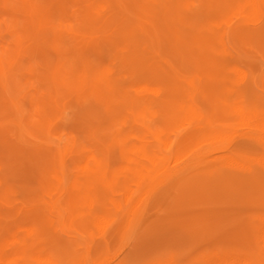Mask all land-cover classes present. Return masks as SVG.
Returning <instances> with one entry per match:
<instances>
[{"label": "bare ground", "instance_id": "6f19581e", "mask_svg": "<svg viewBox=\"0 0 264 264\" xmlns=\"http://www.w3.org/2000/svg\"><path fill=\"white\" fill-rule=\"evenodd\" d=\"M0 25V204L14 214L0 264H264V104L232 100L246 75L238 47L264 25V0H0ZM17 25L23 34L11 35ZM220 25L244 26L229 40L236 57L200 99L197 65L216 51ZM31 79L47 87L42 108ZM177 110L187 144L168 148ZM76 120L84 140L70 132ZM47 147L55 167L32 206L47 232L66 236L55 249L44 229L16 223L18 163ZM157 230L168 239L139 256Z\"/></svg>", "mask_w": 264, "mask_h": 264}, {"label": "rangeland", "instance_id": "374dc122", "mask_svg": "<svg viewBox=\"0 0 264 264\" xmlns=\"http://www.w3.org/2000/svg\"><path fill=\"white\" fill-rule=\"evenodd\" d=\"M2 18V17H1ZM4 27L5 25H0ZM236 26L244 25H220L216 27V40L217 47L215 45L216 51L205 53L197 65L198 69L201 71L202 75V92L199 93V97L204 98L208 95V90L210 86L214 85L217 80L222 78L230 66L235 55V51L232 47V43H229V40H232V31ZM249 27V25H247ZM252 25H250L251 27ZM264 25L258 26V29L253 32L252 30L246 34L245 40H247L244 45H237L241 49L242 55L240 58V65H242L246 71V75L243 80L236 83V92L233 96V101L236 102V105L243 106L244 108H249L254 106L256 103L264 104ZM22 25L12 26L8 28L10 34L16 36L23 34ZM254 27H252L253 29ZM3 29H6L5 27ZM230 34V35H229ZM14 36H11L14 37ZM229 36L231 38H229ZM10 39V38H9ZM9 41V40H8ZM11 43V41H10ZM66 45L68 48H74L70 38L66 37ZM35 80L34 84L36 85L35 91L33 93V103L35 107H44L46 99V90L47 87L39 79ZM193 85L192 91L195 89ZM193 93H188L185 99L188 103L191 100ZM224 116L228 115V112L223 113ZM83 123L80 124L76 120L74 127L70 129L72 135H75L79 140H84L85 133L81 129ZM188 127L185 120H182V114L180 110L171 112L166 118L164 138L168 148L174 147L176 144L180 146H185L187 144V139H182L185 135L180 136V133ZM187 130V129H186ZM182 139V140H181ZM251 145V143H248ZM50 148L47 147L44 149L45 155H41L34 159H25L22 163H18L21 170L16 174L14 184L17 190V198L19 200L23 199L24 208L18 212V219L16 221L17 225L27 226V227H39L44 229L45 240L44 243L48 248H57L58 245H63L67 242V238L60 231H57L56 228L50 229L49 232L46 231V225L44 224L45 220V211L40 207H34L32 204L35 199V189L40 187L45 181L48 180L50 173L55 167L54 159L48 156L50 153ZM16 160V159H15ZM19 161V160H16ZM4 162L0 154V164ZM17 169V168H16ZM18 200V199H17ZM18 202V201H15ZM164 201H162V205ZM158 203V202H157ZM3 204V203H2ZM161 205V204H160ZM9 205H1V208L5 210L0 211V224L4 223V228H0V237H7L9 235L10 227H13V217L14 214H11ZM1 210V209H0ZM156 209H151L149 212L150 219H157ZM188 210H193L192 207L187 208ZM53 230V231H51ZM168 232L163 230H157V232L150 233V235L140 242L138 255L145 256L158 247V245L168 239ZM222 235V232L209 234L204 237H200L194 241V249H200L206 245L212 243ZM85 241V239H84ZM120 242V235H114L111 239V249L114 250L118 247ZM83 246V244H81ZM80 246V247H81ZM95 249L100 247L99 241L95 243ZM66 249L70 251L71 254L79 253V247H75L73 243H70L66 246Z\"/></svg>", "mask_w": 264, "mask_h": 264}]
</instances>
